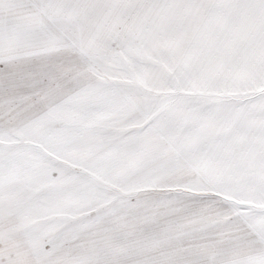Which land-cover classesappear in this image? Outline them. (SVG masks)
<instances>
[{"label":"snow or ice","instance_id":"snow-or-ice-1","mask_svg":"<svg viewBox=\"0 0 264 264\" xmlns=\"http://www.w3.org/2000/svg\"><path fill=\"white\" fill-rule=\"evenodd\" d=\"M0 264H264V0H0Z\"/></svg>","mask_w":264,"mask_h":264}]
</instances>
